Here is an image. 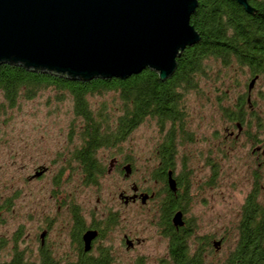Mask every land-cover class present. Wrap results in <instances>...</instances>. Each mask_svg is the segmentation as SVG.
<instances>
[{"label": "trees", "instance_id": "obj_1", "mask_svg": "<svg viewBox=\"0 0 264 264\" xmlns=\"http://www.w3.org/2000/svg\"><path fill=\"white\" fill-rule=\"evenodd\" d=\"M247 1L254 10L251 14L235 0H198L190 23L200 39L181 52L174 72L164 80L150 68L122 79L94 77L84 80L31 70L20 64L0 63V117L44 93L54 94L53 99L61 104L70 100L72 117L68 138L77 137L81 141L71 153L72 160L82 165L89 186L98 185L99 179L108 172L98 159L100 151L115 148L147 119L155 121L161 130L168 125L155 151L156 164L151 179L162 184V189L155 194H164L157 224L168 238L170 264H204L202 248L199 246L194 250L189 242L192 232L184 233V227L178 231L172 224L174 213L179 209L185 211L190 202L188 182L174 174L177 190L172 192L167 181L168 171H175L177 143L189 135L186 131L189 96L209 95L214 88L211 76L219 86L221 83L225 86V81L231 77L235 85L239 83L233 77L234 72L247 75L250 80L259 79L264 73V0ZM216 64L221 66L217 73L213 70ZM225 90L226 86L224 89L218 87L216 102L224 118L222 143L230 142V147L235 146L232 140H227L236 139L238 135L231 137L230 130L236 128L239 134V125L244 127L242 132L251 146H255L251 152L258 146L264 151V122L258 116L252 118L246 113V106L251 111L254 109L247 103L248 93H238L236 99L231 100ZM94 97H111L113 102L109 105L100 102L96 107L90 101ZM116 100L118 107H115ZM251 119H257V126H251ZM75 128L79 134H74ZM251 128L254 131L251 132ZM221 153L226 155L223 149ZM260 162L264 166V158ZM259 168L255 169L253 184L240 209L234 245L221 264H264V181L260 182ZM0 209L8 213L12 207L7 200ZM118 220L111 212L94 226L102 228L104 235L110 226L118 224ZM21 233L12 238L14 246L10 258L0 264H35L31 250L20 249L17 245ZM4 243L6 240L0 238V250ZM116 258L109 247L103 246L97 255L88 254L85 259L71 264H118Z\"/></svg>", "mask_w": 264, "mask_h": 264}, {"label": "rangeland", "instance_id": "obj_2", "mask_svg": "<svg viewBox=\"0 0 264 264\" xmlns=\"http://www.w3.org/2000/svg\"><path fill=\"white\" fill-rule=\"evenodd\" d=\"M218 69L221 66L216 64L213 70L217 73ZM233 77L239 83L235 85L232 77L225 81L228 98L235 100L238 93L247 92V103L254 109L251 111L246 106V113L251 114L252 118L258 116L264 122V73L250 90L251 80L247 75L234 72ZM211 81L214 88L209 95H190L187 101L186 131L189 135L177 143L174 174L188 182L187 192L191 199L186 206V217L194 224L190 244L195 247L197 243L206 248L209 247L206 238L212 236L217 240L222 237L221 248L218 251L207 248L205 255V261L221 264L234 245L240 209L253 184L256 164L262 161V157L257 160L250 153L251 144L242 132L244 127H241L235 140H227H232L234 147L229 146L230 142L222 143L220 138L225 134L224 118L216 102L218 87L224 89L225 86L222 83L219 86L213 76ZM53 97L52 93H44L5 117H0V207L7 200L12 207L8 213L0 209V238L6 240L0 250V261L10 258L14 246L12 238L20 231L19 240L25 245L20 243L19 247L31 246L38 211L52 209L54 205L49 197L53 175H43L40 179L32 177L39 165H52L54 168L61 165L60 157L63 154L67 157L72 149L68 142L71 102L68 100L61 104ZM110 98L94 97L90 101L98 107L100 102L112 103ZM227 103L232 104L230 101ZM115 107H118L117 100ZM256 121L251 119V126H257ZM167 127L161 130L155 121L147 119L115 148L100 151L98 159L109 171L99 179L98 185H88L83 189L89 223L108 211V214L117 212L121 216L120 222L112 227L107 236L108 241L104 240V244L113 246L118 264H170L168 238L157 224L164 194H155L162 189V184L151 179L156 164L155 151ZM230 131L231 137L238 133L236 128ZM77 133L75 128L74 134ZM222 149L225 156L221 153ZM113 157L117 161H112ZM126 160L131 164V172L124 177L123 165ZM257 173L260 182H263L264 166ZM132 182L139 190L152 191L154 195L145 204L138 199L124 206L118 195L122 190H127ZM72 186L76 187L75 184ZM124 233L132 239L138 238L136 243H139L126 250Z\"/></svg>", "mask_w": 264, "mask_h": 264}, {"label": "water", "instance_id": "obj_3", "mask_svg": "<svg viewBox=\"0 0 264 264\" xmlns=\"http://www.w3.org/2000/svg\"><path fill=\"white\" fill-rule=\"evenodd\" d=\"M235 1L254 12L247 0ZM197 5L198 0H0V63L84 80L122 79L150 68L164 80L181 52L200 39L190 23ZM130 167L125 166L126 175ZM167 177L175 192L171 170ZM140 196L145 203L153 194ZM172 222L183 225L181 211ZM95 236L93 230L85 234L88 249Z\"/></svg>", "mask_w": 264, "mask_h": 264}, {"label": "flooded vegetation", "instance_id": "obj_4", "mask_svg": "<svg viewBox=\"0 0 264 264\" xmlns=\"http://www.w3.org/2000/svg\"><path fill=\"white\" fill-rule=\"evenodd\" d=\"M230 136H232L231 133ZM68 142L72 149L69 150V155L67 157L64 154L60 157L61 165L56 166L55 168L52 165H39L35 168L33 173L34 175L37 171L44 170L42 174L35 177L38 179H40L43 175H53L50 181L51 188L49 190V197L54 203L52 209L43 208L42 210L38 211L35 219L36 227L34 240L31 246L26 245L25 247L21 248L19 247V244H25L23 241L19 240L20 238L17 239V245L19 248L31 250L35 264H71L72 262H76L78 259H85L88 254L97 255L103 246L109 247L113 255L117 257L115 251L113 250V246L110 243L104 244L105 239L108 241L109 238L107 236L109 233H111L113 226H110L104 235L101 234L102 228L94 226L95 223L101 221V219L105 217L104 214H108L110 211L104 214L102 213V215H98V219L94 218L92 222H88L86 201L82 197L83 189H85L88 185L85 182V174L82 172V165L76 160H72L71 154L72 151L76 150L80 146L81 141L78 139H69ZM253 147L251 146V150ZM250 153L255 155L257 160L261 157L262 160L264 158V151H262V149L256 150L254 153L250 151ZM115 160L117 161V158L113 157L112 161ZM126 165L131 166L128 160H126V164L123 165V169ZM257 166H260L261 168L263 165L261 166V162L259 161ZM172 175L174 178L173 171ZM126 176L129 175H126L124 171V177ZM74 184L76 187L72 186ZM142 193L154 195L153 192L149 193L139 190L137 185L132 182L127 190H122L119 193L118 197L124 206H129V204L136 202L138 199L142 203L140 196ZM189 198L191 199L190 195ZM97 202H99L98 198ZM95 208L97 209V206H95ZM177 211L182 212L183 225L176 227L172 222L174 227L178 231H180V227H184V233L186 231H190L193 234L194 224L186 217L187 210L185 209L184 211L179 209ZM114 214L117 217V220L119 219L117 221L119 223L121 216H119L117 212H114ZM116 225L117 224L114 226ZM89 230L96 231V236L91 240L90 247L88 249L87 241L85 240L84 236ZM204 238L205 237L202 239ZM134 239H132V237L127 233L123 234V242L125 244L126 250L133 248L136 240L139 241L138 238ZM128 240L132 241L130 246H128ZM206 240L209 247L204 248L202 245H198L197 243L195 247H193V245L191 247L195 250V248L200 246L202 248L201 252L204 259V264H212L211 262L205 261L206 249L208 248V250L211 249V251H218L221 248L223 238L221 237L217 239L220 241L218 247L215 245L216 239H214L212 236H209L206 238Z\"/></svg>", "mask_w": 264, "mask_h": 264}]
</instances>
